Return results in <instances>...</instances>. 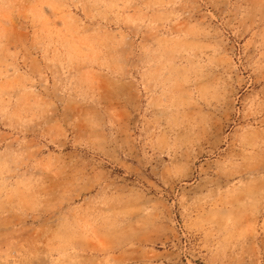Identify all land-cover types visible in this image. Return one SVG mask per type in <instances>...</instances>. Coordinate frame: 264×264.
I'll list each match as a JSON object with an SVG mask.
<instances>
[{
  "label": "rangeland",
  "instance_id": "374dc122",
  "mask_svg": "<svg viewBox=\"0 0 264 264\" xmlns=\"http://www.w3.org/2000/svg\"><path fill=\"white\" fill-rule=\"evenodd\" d=\"M0 264H264V0H0Z\"/></svg>",
  "mask_w": 264,
  "mask_h": 264
}]
</instances>
